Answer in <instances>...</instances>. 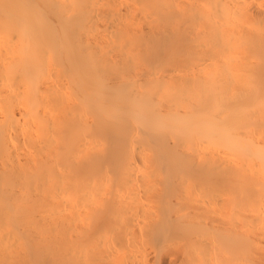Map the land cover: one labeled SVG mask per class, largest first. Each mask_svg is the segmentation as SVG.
<instances>
[{"label":"bare ground","instance_id":"6f19581e","mask_svg":"<svg viewBox=\"0 0 264 264\" xmlns=\"http://www.w3.org/2000/svg\"><path fill=\"white\" fill-rule=\"evenodd\" d=\"M254 1L0 0V264H264Z\"/></svg>","mask_w":264,"mask_h":264},{"label":"rangeland","instance_id":"374dc122","mask_svg":"<svg viewBox=\"0 0 264 264\" xmlns=\"http://www.w3.org/2000/svg\"><path fill=\"white\" fill-rule=\"evenodd\" d=\"M253 1H254V0H253ZM256 2H257V3H256ZM263 2H264V0H262V3H263ZM248 3H250V0H249ZM252 3L255 4L254 6L258 5L259 3H260V4H259L260 6H263V5H264V3L262 4L260 1H259V3H258V0H255L254 2H251V4H252ZM259 5H258V6H259ZM254 6H253V4H252V5L249 6V8L253 9V8H255ZM252 7H253V8H252ZM256 7H257V6H256ZM263 22H264V21H263ZM263 22H262V23H263ZM244 23H246V24H244ZM248 23H249V22H246V21H245V22H242V25H245V26L247 27V26H248V25H247ZM252 24H253V23H250V26H249L248 29H252V27H251ZM253 25H254V24H253ZM255 26H256V28L258 27L256 24H255ZM259 26H260V24H259ZM263 26H264V24H262V25L260 26L261 29H262ZM243 27H244V26H243ZM246 27H245V29H247ZM248 29H247V30H248ZM253 29H255V28H253ZM149 208H152V206L149 207ZM139 234H140V233H139ZM141 235H142V234H141ZM71 236H72V238L74 237V235H70V238H71ZM110 236H111V235H110ZM110 236H109V238L111 239V237H113V236H111V237H110ZM135 236H139V237H140V235H135ZM139 237H136V238H137V241H138L139 243H142L141 240L143 241V240H145V239H143V237H142V239H140ZM70 238H69V239H70ZM136 238H135V239H136ZM104 240H105V238H104ZM146 240H147V238H146ZM146 240H145V242H146ZM149 241H150V240H149ZM149 241L146 242V243H147V244H146V247H147V245L149 246V244H150ZM164 241H166V240L163 239V244H164ZM69 242H70V240H69ZM138 242H137V243H138ZM143 242H144V241H143ZM90 243L93 244V245L96 247V251H97V244H96V242H91V241H90ZM148 243H149V244H148ZM161 243H162V242H161ZM165 243H166V242H165ZM84 244H85V246H86L88 243H83V244H81V245L84 246ZM91 244H88V247L90 246V248L92 249L93 247H91ZM93 245H92V246H93ZM85 246H84V247H85ZM84 247H83V248H84ZM95 247H94V248H95ZM83 248H79V249H77L76 254L79 253V254H80L79 256L76 255L75 253H71V254H73L72 257H68V258H70V260L72 259V261L74 262L73 264H84V262H85V264H88V263H89V260L91 259V257H89V256H91L92 253H90V252H91L90 250H89V251H88V250L86 251V248H85V251H84ZM81 249H82V252H84V253H82V254L80 253V250H81ZM87 249H88V248H87ZM78 251H79V252H78ZM93 251H95V250L93 249L92 252H93ZM96 251H95V252H96ZM85 252H86L87 254H86ZM88 253H90L91 255H89ZM84 254H85V255H84ZM83 255H84L85 257H84ZM87 255H88V256H87ZM96 255H97V252H96ZM96 255H94V256L92 255V258L95 257ZM69 256H71V255L69 254ZM76 256H78V258H77ZM81 256H82V257H81ZM86 256H87V258H86ZM79 257L82 258V259H81V262H82V263L80 262ZM88 257H89L90 259H88ZM118 258H119V257H118ZM121 258H122V256H121ZM121 258H120V259H121ZM83 259H84V260H83ZM87 259H88V260H87ZM110 259H112V260H110ZM110 259H108V260H110V261H108V262H110V263L113 262L114 259H113V258H110ZM120 259H118V261H117V257H116L115 260H116L117 262L115 261V262H116L115 264H119L120 262L125 261V260H122V261H121ZM70 260H69V261H70ZM94 260H95V259H94ZM87 261H88V263H87ZM90 261H91V264H94V262H92V260H90ZM78 262H80V263H78ZM104 262H106L105 264H110V263H108L107 261H104ZM125 262H126V261H125ZM69 263H71V262H68V264H69ZM113 263H114V262H113ZM164 263H165V264H168L167 262H164ZM164 263H163V264H164ZM71 264H72V263H71ZM96 264H98V263L96 262ZM120 264H122V263H120ZM134 264H136V263H134Z\"/></svg>","mask_w":264,"mask_h":264}]
</instances>
